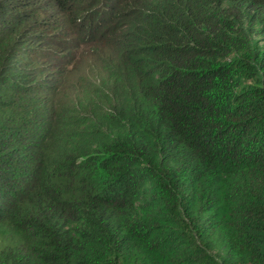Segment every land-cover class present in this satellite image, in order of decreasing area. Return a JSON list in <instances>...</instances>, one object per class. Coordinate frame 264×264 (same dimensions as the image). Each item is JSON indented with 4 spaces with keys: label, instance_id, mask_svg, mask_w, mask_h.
<instances>
[{
    "label": "trees",
    "instance_id": "1",
    "mask_svg": "<svg viewBox=\"0 0 264 264\" xmlns=\"http://www.w3.org/2000/svg\"><path fill=\"white\" fill-rule=\"evenodd\" d=\"M0 264H264V0H0Z\"/></svg>",
    "mask_w": 264,
    "mask_h": 264
}]
</instances>
